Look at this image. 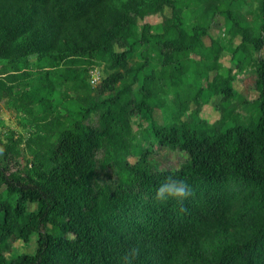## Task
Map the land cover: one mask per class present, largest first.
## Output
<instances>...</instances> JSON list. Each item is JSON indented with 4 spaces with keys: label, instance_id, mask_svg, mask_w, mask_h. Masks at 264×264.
I'll return each instance as SVG.
<instances>
[{
    "label": "trees",
    "instance_id": "1",
    "mask_svg": "<svg viewBox=\"0 0 264 264\" xmlns=\"http://www.w3.org/2000/svg\"><path fill=\"white\" fill-rule=\"evenodd\" d=\"M175 1L0 0V100L8 96L22 125H36L23 166L15 161L25 157L22 136L0 134V264H125L133 248L139 255L131 264H264V0L257 30L221 10L222 0H204L199 20L187 27L189 0ZM166 7L159 31L143 21ZM217 12L229 37L240 36L230 49L236 69L257 53L258 113L248 123L223 127L217 120L206 130L180 116L191 103L198 114L212 94L233 95L231 68L218 70L222 45L203 41L205 18ZM138 43L157 50L159 70L146 55L131 62ZM203 47L214 61L188 69L186 53ZM32 54L49 64L38 68V85L15 92ZM96 61L108 72L91 82ZM58 62L66 63L60 78ZM186 72L198 77L195 91L176 94L174 119L152 120L137 138L134 126L152 115L153 100L169 81L181 90ZM56 78L71 81L72 93L58 90ZM34 104L46 111L37 122L26 115ZM158 147L186 157L177 168L159 167L150 160ZM169 177L191 186L182 203L155 200ZM33 233V253L8 254L14 240L28 242Z\"/></svg>",
    "mask_w": 264,
    "mask_h": 264
},
{
    "label": "rangeland",
    "instance_id": "2",
    "mask_svg": "<svg viewBox=\"0 0 264 264\" xmlns=\"http://www.w3.org/2000/svg\"><path fill=\"white\" fill-rule=\"evenodd\" d=\"M259 0H222L219 8L221 10L231 9L233 11L234 16L238 17V15L243 17V21L245 24L256 25L257 20L259 19L257 13V5ZM176 4L178 2L181 4L183 0H176ZM204 0H189L188 4L183 5V19L184 23L187 27L194 24L199 20L200 14L204 7ZM169 8H164L162 12L150 14L143 18V21H147L152 25V29L154 31H159L160 22L162 20L163 15L170 14ZM206 22H209V27L207 30V34L203 36V41L206 46H211V43L217 42L219 45H222L223 49L221 50L218 57V70L220 73H226L228 68L232 70V87H233V95L228 100H224L222 98V94H212L208 98L209 100L204 103L198 111V114H195L191 109L194 108V103L190 104V108L186 109L183 114L180 116L181 119H185L186 117H191L193 120L202 128L206 130L213 127L217 120H221L223 127L233 123L234 121H239L242 123H248L251 119L256 118L258 113V105H257V96L258 93L254 87V58L257 55L256 51H251L250 57L247 58L246 64L242 70L236 69V63L234 58L231 55L230 49L237 45L240 41V36L237 34L234 37H229L227 32V22L222 13L207 14L205 18ZM254 30H257L255 28ZM264 35V33H263ZM209 47L198 48L197 52L186 53V65L188 69H193L195 66H200L206 62L214 61V53L208 49ZM202 52H205L204 56ZM144 55H146L147 59L151 60V63L154 65L156 69L159 70L161 67L160 64V56L158 55L157 50L149 43L143 44L138 43L135 47V51L131 55V62H142L145 60ZM47 60L38 61L35 54L29 55L28 57V65L26 66L24 72L17 73V79L14 82L13 91H19V93L24 89L26 84L31 86L38 85L37 77L39 75L40 70L39 67L47 68ZM66 63H59L55 68L56 76L61 75L64 71V67ZM149 65H147L148 67ZM94 74H96L99 78L103 77L108 71H105L101 62L96 61L94 65L89 67ZM170 69V67H169ZM159 73V71H158ZM213 72L209 73V77H211ZM55 76V77H56ZM188 78V81H185L183 84V89L177 90L176 87L171 85V81H169L168 86H165V91H161L158 98L153 100L154 110L152 115L149 118H145L141 120V126L136 125L134 129L136 130L137 138H141V134L145 130V127L152 120H158L160 122L164 121H172L174 119L173 115V98L176 94L180 96H185V92L191 94L195 91V81L192 79L193 77L198 79L197 75L191 72H186L184 74ZM60 78V76H58ZM190 79L192 82H190ZM161 80V79H160ZM163 80L167 81L168 79L163 78ZM58 81L57 78L55 80ZM71 81L60 80L56 84V88L58 90H67L70 94L72 92L70 89ZM120 87V83L116 85L118 89ZM17 95V93H16ZM8 96L2 97L0 100V120L2 124L0 125V134L2 137H5L4 134L7 131H15L18 135L22 136L20 146L24 148L23 155L20 157H16V160L19 165L23 166L26 162V159H31L32 155L30 150L27 148V140L33 132V129L36 128L34 123L30 125H22L19 119L20 113L16 112L12 107L7 105L6 100ZM57 104L60 105L61 102L57 101ZM193 107V108H192ZM45 110L41 109L38 104H34L32 107V113L26 114L31 120H39L42 115L45 114ZM50 112L48 111L47 114ZM28 118V119H29ZM186 155L182 151H173L167 148L158 147L155 154H151L150 160L155 165L162 168H177L183 162ZM0 158H2V152L0 151ZM134 160V157L130 158ZM15 165L12 164V167ZM30 209H36L35 204H29ZM35 239L36 235L33 233L30 236L28 242H24L23 240H14L9 246L8 254H19V253H33L35 250Z\"/></svg>",
    "mask_w": 264,
    "mask_h": 264
},
{
    "label": "clouds",
    "instance_id": "3",
    "mask_svg": "<svg viewBox=\"0 0 264 264\" xmlns=\"http://www.w3.org/2000/svg\"><path fill=\"white\" fill-rule=\"evenodd\" d=\"M191 186L181 178H167L155 191V200L163 203L167 201H176L182 203L191 195ZM139 255L138 249H131L125 255V264H131L132 258Z\"/></svg>",
    "mask_w": 264,
    "mask_h": 264
},
{
    "label": "built area",
    "instance_id": "4",
    "mask_svg": "<svg viewBox=\"0 0 264 264\" xmlns=\"http://www.w3.org/2000/svg\"><path fill=\"white\" fill-rule=\"evenodd\" d=\"M97 78H98V76L93 74V76L91 77V82H94Z\"/></svg>",
    "mask_w": 264,
    "mask_h": 264
}]
</instances>
